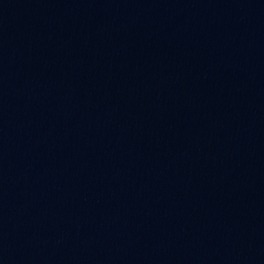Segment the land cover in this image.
Returning a JSON list of instances; mask_svg holds the SVG:
<instances>
[{"label": "water", "instance_id": "1", "mask_svg": "<svg viewBox=\"0 0 264 264\" xmlns=\"http://www.w3.org/2000/svg\"><path fill=\"white\" fill-rule=\"evenodd\" d=\"M0 264H264V0H0Z\"/></svg>", "mask_w": 264, "mask_h": 264}]
</instances>
